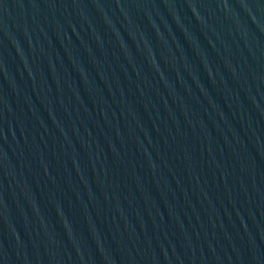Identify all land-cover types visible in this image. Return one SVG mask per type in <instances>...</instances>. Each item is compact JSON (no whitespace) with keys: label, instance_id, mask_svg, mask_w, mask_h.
I'll list each match as a JSON object with an SVG mask.
<instances>
[{"label":"water","instance_id":"water-1","mask_svg":"<svg viewBox=\"0 0 264 264\" xmlns=\"http://www.w3.org/2000/svg\"><path fill=\"white\" fill-rule=\"evenodd\" d=\"M0 264H264V0H0Z\"/></svg>","mask_w":264,"mask_h":264}]
</instances>
